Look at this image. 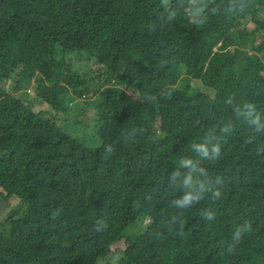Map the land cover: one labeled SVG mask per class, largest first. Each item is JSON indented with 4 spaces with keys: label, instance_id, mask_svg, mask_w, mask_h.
I'll use <instances>...</instances> for the list:
<instances>
[{
    "label": "trees",
    "instance_id": "trees-1",
    "mask_svg": "<svg viewBox=\"0 0 264 264\" xmlns=\"http://www.w3.org/2000/svg\"><path fill=\"white\" fill-rule=\"evenodd\" d=\"M0 195V264H264V0H0Z\"/></svg>",
    "mask_w": 264,
    "mask_h": 264
},
{
    "label": "rangeland",
    "instance_id": "rangeland-1",
    "mask_svg": "<svg viewBox=\"0 0 264 264\" xmlns=\"http://www.w3.org/2000/svg\"><path fill=\"white\" fill-rule=\"evenodd\" d=\"M251 29L254 28L253 25L249 26ZM215 37L218 39V41L221 44H230L231 39L221 30L215 32ZM261 38L258 39L260 41ZM75 69L79 70L81 73L84 74L85 72V67H83L81 64H77L75 66ZM95 75V73H94ZM115 84V83H113ZM12 86H9V91L15 94L17 97L24 99V100H31L32 98L35 97V87L34 86H29L25 87L22 91L20 92H13L11 90ZM94 88H96L94 86ZM135 96L137 98L141 97L140 94L135 93ZM86 100V99H83ZM146 100V99H145ZM147 101V100H146ZM35 107V110L37 112L50 110V107L46 104H41V103H35L33 104ZM94 110L92 106L89 105H81V104H76L73 103L72 105V110L70 111L69 117H62L61 118V125L65 126L66 129H68L70 132L73 134L77 135H83V137L90 136L91 133V128L94 126ZM76 116L79 121H77ZM2 196L0 195V218L3 220L6 219L8 216V212L11 211L16 205L20 203V199L17 197L10 198V200H1ZM142 225H143V220ZM142 225H135L134 227H131L128 229V234L129 237L135 236L137 233H139L142 230ZM126 248V241H121L120 243L114 245L111 250L106 254V256L102 259L100 264H107V261L111 259V264H117V262L122 258L124 255V250Z\"/></svg>",
    "mask_w": 264,
    "mask_h": 264
}]
</instances>
